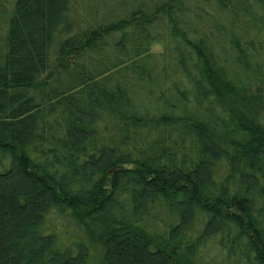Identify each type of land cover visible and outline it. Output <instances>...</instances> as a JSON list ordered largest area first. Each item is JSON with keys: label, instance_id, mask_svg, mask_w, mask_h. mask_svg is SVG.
Masks as SVG:
<instances>
[{"label": "trees", "instance_id": "1", "mask_svg": "<svg viewBox=\"0 0 264 264\" xmlns=\"http://www.w3.org/2000/svg\"><path fill=\"white\" fill-rule=\"evenodd\" d=\"M89 5L0 0V264H264V0Z\"/></svg>", "mask_w": 264, "mask_h": 264}, {"label": "rangeland", "instance_id": "2", "mask_svg": "<svg viewBox=\"0 0 264 264\" xmlns=\"http://www.w3.org/2000/svg\"><path fill=\"white\" fill-rule=\"evenodd\" d=\"M6 1V0H5ZM101 2V0H85V3L88 4V6H90L89 4L95 5L96 7H98V4ZM10 5V4H9ZM152 50L154 52H160L162 50V44L161 42H155L152 46Z\"/></svg>", "mask_w": 264, "mask_h": 264}]
</instances>
